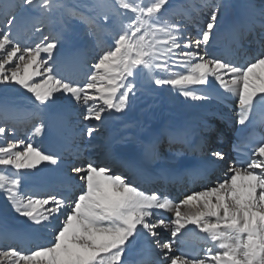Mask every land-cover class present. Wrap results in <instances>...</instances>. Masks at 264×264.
<instances>
[{
	"label": "snow or ice",
	"instance_id": "obj_1",
	"mask_svg": "<svg viewBox=\"0 0 264 264\" xmlns=\"http://www.w3.org/2000/svg\"><path fill=\"white\" fill-rule=\"evenodd\" d=\"M220 11L213 0H0V194L24 218L22 230L0 226V264H264V133L255 131L264 127V0H247L234 26L237 47L249 37L257 46L243 63L210 51ZM78 28L99 49L82 77L65 69L79 50L58 54ZM19 90L31 105L26 120L11 115L9 93ZM144 90L190 102L235 97L238 159L228 164L212 146L207 123L195 147L190 124L168 131L169 143L183 146L175 165L153 166L158 137L131 156L108 145L103 158H83L96 147L98 123L125 113ZM49 135L56 150L34 144ZM222 165L224 178L180 199L150 187L203 182ZM191 232L205 246L180 250ZM137 245L142 258L131 260Z\"/></svg>",
	"mask_w": 264,
	"mask_h": 264
},
{
	"label": "bare ground",
	"instance_id": "obj_2",
	"mask_svg": "<svg viewBox=\"0 0 264 264\" xmlns=\"http://www.w3.org/2000/svg\"><path fill=\"white\" fill-rule=\"evenodd\" d=\"M193 1H197L198 3H200V0H188L186 3H192ZM216 1L220 3V0H213V2ZM246 2L247 0H241L238 2L237 0H228V3L224 8L225 11H223L226 12L228 10L226 15H223V13L220 11V15L218 17V27L214 29L215 43L210 48L211 51L221 48L224 43L227 42V38L232 35V33H235V31H233L234 26L238 23L243 13V6ZM207 12L208 10L205 9L204 11H202V13L199 14V18L196 21L197 26H203L204 21L207 19ZM249 38L251 39V37ZM235 47H237V43L235 44L234 48ZM252 50H254L255 52L257 48L254 47L252 48ZM220 51L222 50L220 49ZM254 52L252 54H254ZM216 54L219 55L218 52H216ZM233 59L236 58L234 57ZM78 61H83V59L80 58ZM243 61L244 60L242 59L241 62ZM144 105L147 106L146 104ZM132 106L133 108L135 107L133 103ZM237 112L238 104L236 102L235 97L223 102L216 98L204 102H190L185 101L183 97L177 96L175 93H169V95H167L162 101L158 102V106L156 107V109L152 108L149 109V111L147 112H144L143 110L139 111L138 118L135 119V126L132 133H125L120 131L118 135L111 134L112 127L109 129V127L113 125V121H111V119L110 121L107 120L110 123L106 125L105 128H103V131L105 130V133L108 135V141L106 146L112 145L113 150L117 154L123 156H131L133 154L138 153L140 151V142H147L150 139L158 137L159 142L157 147L161 159L156 161L153 166L156 168H160L166 165H175L178 161L173 159V157L175 153L180 151L183 147H180L181 144L176 143V146L173 147V150L171 152H168L167 149H165V145L166 147L167 145H169V138L167 134L169 130L174 129L177 126L183 124H190L194 130V135L191 138V144L195 147L197 141L199 140V135L201 134L199 132V129L202 127V125L204 123L209 124L213 120H218L222 124L223 128L221 133H219L220 139H217L216 143L212 144V146L220 148L221 146H224L225 142L231 139V136L233 137V132L234 135L239 134V125L235 123V117ZM11 115L14 116L13 112L11 113ZM16 118L17 120L27 119L26 115H19ZM23 126L24 124H20L18 127L20 129ZM79 134V136H83V132ZM39 139L40 141H47L50 146L54 147L52 135L40 137ZM104 153L105 151L101 152V154L103 155ZM199 155V152H194L191 155H188L185 152L184 158L196 159ZM220 168L221 166L215 168L214 170ZM226 170L227 167L223 171L222 178H224ZM42 175L49 176L50 174L44 173ZM182 197L183 196H179V194L175 195L176 199H180ZM167 215L171 216L172 214L167 213ZM186 236H188L189 238L196 239L201 246H205L200 237L197 236L195 232L188 233ZM41 242L46 241L42 240ZM140 247V245H137L136 252H134L130 256L131 260H139L142 258V254H140Z\"/></svg>",
	"mask_w": 264,
	"mask_h": 264
},
{
	"label": "rangeland",
	"instance_id": "obj_3",
	"mask_svg": "<svg viewBox=\"0 0 264 264\" xmlns=\"http://www.w3.org/2000/svg\"><path fill=\"white\" fill-rule=\"evenodd\" d=\"M188 0H176L177 3H185ZM230 1V0H229ZM236 1V0H235ZM241 1V0H237ZM218 2V1H216ZM194 4H199L197 1H193ZM228 3V0H220L221 4V12L223 15H226L228 10L225 11V7ZM234 10V9H233ZM208 12L206 15L208 16ZM18 20L20 23L24 22V16L21 14H18ZM76 22H74L75 24ZM189 31L192 32L193 35L195 33L192 30L191 25H189ZM77 35L73 39L72 43L70 45L66 44L62 49L58 48V54L61 58L69 56L74 51H78V55L80 58L83 59V61H72L67 64H65V69L77 76L82 77L83 73L87 72L88 68L90 67L91 63H94V57L97 55V52L99 49H96L92 47L90 43L80 38L79 33L82 32L81 28L76 29ZM30 95V94H28ZM167 95H169L168 92H162V91H150V90H144L141 92H138L136 95L135 100L132 102L135 107L133 108L132 103L130 104L129 108L126 110L125 113H116L112 116H109L107 119L103 120L102 122L98 123V131L95 132L93 135L95 139L92 141L94 145H96L95 149H89L85 151V154L92 153L91 158L92 159H98L101 158V156L96 155V153L105 151L106 144L108 141V135L105 133L106 131H103V128L106 127L110 122L107 120L113 121V125L109 127L111 128V134H117L122 131L125 133H132L135 126V119L138 118V113L140 110H143L144 112L149 111V109L155 108L158 106V102L162 101ZM9 104L10 106L15 109L13 112L14 117H17L19 115H26L27 109L30 108V101L23 94V90L19 91H13L9 93ZM146 104L147 106H145ZM107 115V114H106ZM113 118V120H112ZM20 119V118H19ZM74 120L76 123V132L77 133H84V125L79 124L80 117L78 115H74ZM112 123V122H111ZM28 127L27 124H24L23 127H21L17 130V134L20 137L24 136V131ZM23 132V133H22ZM38 138V137H37ZM35 138L34 144L36 146L40 147L43 150H56L54 147L50 146L47 141H40V137L37 139ZM79 141L82 144H87V137L86 136H79ZM88 158H90L88 156ZM43 167V165H41ZM23 219L22 217H17L15 213L11 211L10 206L7 204L6 200L4 199L3 195L0 194V226H7L11 229H17L22 230L23 225Z\"/></svg>",
	"mask_w": 264,
	"mask_h": 264
}]
</instances>
